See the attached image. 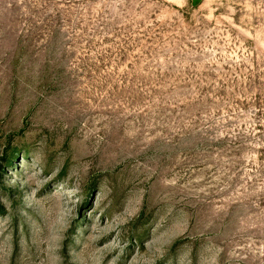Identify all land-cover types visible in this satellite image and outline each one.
<instances>
[{"label":"rangeland","instance_id":"obj_1","mask_svg":"<svg viewBox=\"0 0 264 264\" xmlns=\"http://www.w3.org/2000/svg\"><path fill=\"white\" fill-rule=\"evenodd\" d=\"M0 264H264V0H0Z\"/></svg>","mask_w":264,"mask_h":264}]
</instances>
